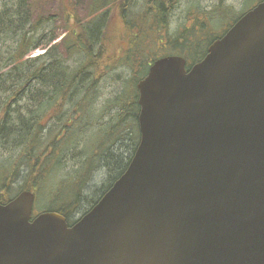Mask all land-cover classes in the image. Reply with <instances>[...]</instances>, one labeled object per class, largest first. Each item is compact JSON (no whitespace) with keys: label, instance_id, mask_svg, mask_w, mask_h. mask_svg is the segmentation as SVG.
<instances>
[{"label":"water","instance_id":"obj_1","mask_svg":"<svg viewBox=\"0 0 264 264\" xmlns=\"http://www.w3.org/2000/svg\"><path fill=\"white\" fill-rule=\"evenodd\" d=\"M138 145L72 225L0 203V264H264V0L137 82Z\"/></svg>","mask_w":264,"mask_h":264},{"label":"trees","instance_id":"obj_2","mask_svg":"<svg viewBox=\"0 0 264 264\" xmlns=\"http://www.w3.org/2000/svg\"><path fill=\"white\" fill-rule=\"evenodd\" d=\"M180 2L92 0L90 12H101L81 23L72 9L66 10L67 34L52 43L59 35L43 27L52 15L33 18L28 0H0L4 50L0 53V151L13 154L0 166V203L17 194L10 191V184L24 170L20 191L46 197L40 211L58 212L72 224L124 172L139 140L136 84L150 64L176 54L190 66L244 13L235 14L236 8L224 0L208 10L196 5L172 31L171 14ZM115 14L123 30L115 23ZM224 15L232 21L220 33L209 35L210 27ZM112 37L125 42L116 56L107 51ZM38 48L45 51L27 57ZM115 66L123 68L127 77L116 80L115 90L104 101L100 79ZM98 172L103 173V184L86 196L87 184ZM52 177L57 182L45 194ZM82 199L86 207L80 210Z\"/></svg>","mask_w":264,"mask_h":264},{"label":"rangeland","instance_id":"obj_3","mask_svg":"<svg viewBox=\"0 0 264 264\" xmlns=\"http://www.w3.org/2000/svg\"><path fill=\"white\" fill-rule=\"evenodd\" d=\"M70 1V0H69ZM92 0H71L72 4H69L66 0H28L30 8L33 13V18L36 17V15H44V16H49L52 15V19H50L43 27L44 30L50 33H53L54 35H59L55 41L52 43L59 41L60 38L63 35L67 34V30L64 29V17L66 14V10L72 9V12L81 20V23H85L88 21H91L94 19L101 11L97 13H91L90 12V5H91ZM218 0H181L180 4L178 7H176L172 14H171V20H170V28L171 30H175L181 22H184L188 15L189 8H192L193 6H199L200 9L203 10H208L211 7H213L214 4H216ZM259 1L258 0H224V3L228 6H234L236 8L235 14H239L240 12H245L255 6ZM234 14V15H235ZM189 16V15H188ZM114 21L117 24L119 28L122 29V23H121V18L115 14L114 16ZM113 21V22H114ZM232 21V17H227V15H224V18H220L216 23L214 22L213 27L211 26L210 30L208 31L209 35H212L213 33H220L224 27H226L229 22ZM40 30V27H39ZM42 31V28L41 30ZM126 33H130L129 29H125ZM61 36V37H60ZM119 45L124 46L125 42L122 40H118L116 38L112 37V40L110 44L107 45L109 55L112 54L113 56H116L119 54L118 47ZM0 53H4V50L1 47L0 44ZM45 50L44 49H34L33 51L29 52L27 57H33L38 54L43 53ZM3 54H0L2 56ZM116 68L112 70L113 72L107 74L104 77H101L100 79V94L102 96V100L107 99V93H111L112 91L115 90L117 84L116 80L119 78H124L126 76V71L122 68H118V66H115ZM84 141V138L82 139ZM82 145V144H80ZM80 148V146L78 147ZM9 156H13L11 153H4L0 151V166H2L6 159ZM6 164V163H5ZM24 170H20L18 177L14 179L13 183L10 184V191L17 190L16 193H18L21 189V187L24 185V180L25 179V172ZM102 171V170H101ZM103 173L98 172V173H93L92 178L87 184V190L85 191V195H91L94 194L96 188L98 189L99 187L102 186V182L104 181V176L102 175ZM57 182V177H52L49 179L48 184L46 185V188L44 189V193L48 194L47 190L48 187L52 183ZM9 191V192H10ZM14 194L13 196H15ZM99 193H95L94 198H97ZM12 196V195H11ZM51 198V197H50ZM46 197H35V202L33 206V215L37 214L38 211L43 210L46 204ZM80 201L78 208L80 210H83L85 206V203ZM77 218V217H76Z\"/></svg>","mask_w":264,"mask_h":264}]
</instances>
